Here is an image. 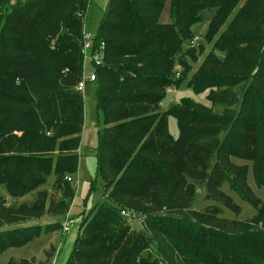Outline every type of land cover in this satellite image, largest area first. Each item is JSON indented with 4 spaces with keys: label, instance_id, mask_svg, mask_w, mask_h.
Here are the masks:
<instances>
[{
    "label": "trees",
    "instance_id": "obj_1",
    "mask_svg": "<svg viewBox=\"0 0 264 264\" xmlns=\"http://www.w3.org/2000/svg\"><path fill=\"white\" fill-rule=\"evenodd\" d=\"M166 1L170 21L162 23ZM238 1L107 0L90 51L103 43L101 64L93 70L95 105L103 115L96 173L103 181L102 204L110 208L95 202L80 214L79 232L64 264H157L137 258L150 242L166 264H264V198L249 190L247 169L227 158L256 160L254 183L264 187V0H244L221 36L217 49L223 57L207 54L186 83L194 92L207 90L211 106L181 98L160 110L167 87L188 80L181 75V55L204 8L217 7L212 19L220 24ZM88 4L0 0V186L11 197L24 195L53 174L51 186L60 195L45 207L39 191L33 202L37 214L21 207L22 215H64L74 195L66 178L77 169L84 124L76 84L83 72ZM212 106L231 109L220 141L212 127L220 118ZM169 115L177 122L176 138L167 130ZM216 142L212 160L210 148ZM223 184L253 205L255 214L247 222L220 217L218 204L234 207ZM198 189L214 203L209 212L192 209ZM127 207L146 212V230H129L122 215L133 212ZM12 218L0 204L1 229L12 226ZM40 231V226L26 227L17 238L1 236L0 252ZM54 251L51 245L40 264L48 263ZM22 261L18 264H26Z\"/></svg>",
    "mask_w": 264,
    "mask_h": 264
},
{
    "label": "rangeland",
    "instance_id": "obj_2",
    "mask_svg": "<svg viewBox=\"0 0 264 264\" xmlns=\"http://www.w3.org/2000/svg\"><path fill=\"white\" fill-rule=\"evenodd\" d=\"M244 0H239L234 6L231 7L227 15H222L221 23L212 19L217 7L208 6L202 11V17L198 22L192 25V36H199L198 41L190 46L185 42L184 50L182 52V61H184L185 69L181 73L182 77L187 78L184 83H181L179 87L168 86L164 99L160 103V110L164 111L167 107L177 102L181 98H189L194 102L203 104L210 107L211 102L207 98V90L201 92H194L190 87L186 85L189 78L196 73L207 54L212 53L215 57L222 58L223 52L219 51L217 48L221 42V36L227 30V27L231 21H233L234 15L243 6ZM107 0H89V4L86 10L83 23V33L90 37L92 41L93 37L97 32L99 22L103 16L106 9ZM159 21L162 23H168L170 21L169 15V3L165 2L163 9L160 14ZM212 26L216 27L215 33L212 35L209 32L212 31ZM223 38V37H222ZM189 43V42H188ZM175 67L179 72L183 70L184 67L180 66L179 63L175 64ZM94 70V65L90 60V53L87 52L85 59L83 61V76L88 77ZM96 83L86 81L83 91L82 98L84 102V124L81 134V141L79 146V159L76 171L70 175L74 186V195L68 208V230L63 231L61 228V223L65 221L66 217L64 215L51 216L47 212L41 217H32L31 215H22L21 207L29 208L33 213L37 214V205L33 202L38 199V192H44V206H48L50 200L52 202H57L59 192L52 188L51 184L54 180V175L50 174L47 177V182L45 185L39 187L36 191L28 194L16 195L11 197L5 189L0 186V199L2 200L0 204L5 208H8L13 216L11 221L12 226L2 227L6 229V232L2 233L0 227V237H5L10 240L11 236L20 234V232H25L26 227L40 226L42 231L37 235L33 236L27 242L21 245L9 246L0 252V264H18L24 262L26 264H40L45 261L44 252L51 249V245L55 247V251L52 257L49 259L47 264H64L72 248V243L77 237L80 227V222L82 216L80 214L87 212L94 203H98V206L103 208H110L109 204H102L104 201L105 193L103 191V181L101 177L96 173V148L99 142V135L103 129V115L101 110L96 109L94 92ZM223 89V87H222ZM222 89H219L218 94L224 95ZM228 108L223 106H212V111L216 114L220 121L212 125L214 130L217 131L219 141L225 134V130L228 129V120L230 112ZM167 130L169 135L173 138L178 136V127L176 119L169 115L167 117ZM218 142H216L212 148H210V159L214 158L215 151L218 147ZM227 158L230 162L237 166H241L247 169L246 183L249 190H251L257 197L264 198V187H257L254 183L253 172L257 166L256 160L242 159L235 156L228 155ZM198 165L201 166L200 157L197 158ZM211 164V162H210ZM194 166V164L192 165ZM221 190L231 197V204L234 205L232 208H226L221 205H217L221 209L220 217L230 220V222L241 221L247 222L254 214L255 209L251 203L246 199L238 195L237 192L230 190L227 184L221 186ZM209 200L205 199L204 190L198 189L196 194V199L192 205V209L195 211H202L204 213L209 212L214 206ZM56 205V204H54ZM216 205V204H215ZM126 208V207H125ZM132 210L128 211L130 214L134 215V220H128L126 224L130 227L129 230H140L146 228L143 216L145 211L138 210L135 208H129ZM53 223L60 225L59 228L55 230L45 229L46 225L49 226ZM254 227V226H253ZM134 228V229H133ZM138 260L152 262V260H157V264H166L164 260L157 253L156 246L153 242L147 243L138 253ZM149 264V263H143ZM182 264V263H181Z\"/></svg>",
    "mask_w": 264,
    "mask_h": 264
},
{
    "label": "built area",
    "instance_id": "obj_3",
    "mask_svg": "<svg viewBox=\"0 0 264 264\" xmlns=\"http://www.w3.org/2000/svg\"><path fill=\"white\" fill-rule=\"evenodd\" d=\"M16 0H11V2H15ZM199 39V36L195 35L193 36V38L189 41V45L192 46L194 45ZM103 43L100 44L99 50L95 51L94 53H91V41H90V37L88 35H84L83 34V42H82V53H83V61L85 59V55L87 52L90 53V60L92 61L93 65L99 66L101 64L102 61V57H103ZM86 81L88 82H93L95 81V73L92 72L91 74H89L88 77H84L83 76V72H82V76L81 79L77 82L76 84V89L80 92L83 91L84 85L86 83ZM68 181L72 182L71 177H67L66 178ZM122 215L127 219V220H134V215L130 214L128 211H122ZM65 221L61 223V228L63 231H67L68 230V226H67V217H68V213L65 214Z\"/></svg>",
    "mask_w": 264,
    "mask_h": 264
},
{
    "label": "crops",
    "instance_id": "obj_4",
    "mask_svg": "<svg viewBox=\"0 0 264 264\" xmlns=\"http://www.w3.org/2000/svg\"><path fill=\"white\" fill-rule=\"evenodd\" d=\"M47 264V263H46Z\"/></svg>",
    "mask_w": 264,
    "mask_h": 264
}]
</instances>
